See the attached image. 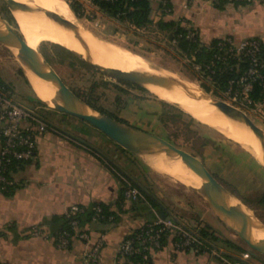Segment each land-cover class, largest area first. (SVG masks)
I'll use <instances>...</instances> for the list:
<instances>
[{"label": "crops", "instance_id": "obj_1", "mask_svg": "<svg viewBox=\"0 0 264 264\" xmlns=\"http://www.w3.org/2000/svg\"><path fill=\"white\" fill-rule=\"evenodd\" d=\"M160 1L150 0L154 24L159 20L184 21L198 31L203 43L226 36L236 40L255 37L264 41V0L227 1L222 7L201 0H170L173 10L166 16L158 15ZM61 118L55 115L59 122L53 124L56 130L48 129L37 136L34 159L12 171L17 182L13 191L10 194L0 191L2 264H83L86 244L74 239L68 249H60L55 245L52 231L58 228L69 206L80 205L89 209L94 204L106 206L116 220L112 223L86 221L82 227L89 231L91 243L100 234L105 235L101 251L103 262L117 264L119 245L128 234L159 217V208L146 198L139 202L123 200L121 176L147 191L177 220L182 221L173 210L186 218L187 208L181 196H178L177 205L171 204L160 191L163 184L173 188L170 181H164L165 175L153 171L96 128L76 126L72 122L63 124ZM157 187L160 190L156 192ZM208 224L216 228L212 220ZM37 225L48 230L51 237L31 235L32 228ZM213 245L229 256H238L222 246ZM248 263L254 264L250 259ZM147 264L224 263L209 252L177 251L168 237L164 248L155 251Z\"/></svg>", "mask_w": 264, "mask_h": 264}, {"label": "rangeland", "instance_id": "obj_2", "mask_svg": "<svg viewBox=\"0 0 264 264\" xmlns=\"http://www.w3.org/2000/svg\"><path fill=\"white\" fill-rule=\"evenodd\" d=\"M6 8L10 9L0 0V15L8 16ZM70 11L72 13L70 22L106 41L117 52L122 51L145 59L150 63L154 73L172 74L188 79L201 87H209V93L222 99L216 91L212 90L209 80L197 73L185 61L184 54L176 49L175 43L169 41L166 34L158 31L154 26L136 29L107 15L98 17L96 25L95 21L78 17L72 9ZM16 28L20 31L18 24ZM89 33L87 35L90 37ZM53 44L55 43L47 40L40 41L39 50L72 91L88 95L91 87L96 85L92 94L96 106L120 121L160 135L176 146L196 155L227 189L248 205L264 222V205L258 203L259 197L264 194V169L241 145L215 128L202 124V122L198 123L197 119L196 122H190L188 116L181 114V108L161 99L152 91L125 84L122 80L109 78L73 58H67L65 62H61L59 48ZM103 54L105 56L106 53ZM0 55V82L9 85L6 84L17 103L36 107L37 112L50 123L53 122L52 124L59 123L55 120V115H57L62 117L60 122L63 124L72 122L76 126L92 127L79 118L58 113L43 104L37 98L38 95L28 76L29 73H25L16 57L2 44H0ZM70 61L74 63L73 67L69 66ZM247 114L264 130V115ZM163 175L167 177L164 181H170L173 188L170 189L163 184V189L160 190L157 187L155 191L160 190L166 196V201L176 205L179 201L177 199L181 196L187 208L186 218L173 210L174 215L191 228H198L200 224L206 225L212 220L216 225V228L212 227L215 235L222 241L211 243L224 247L234 255H240L245 252L244 250L249 249L232 230L219 220L197 193L182 184L175 176ZM201 218L203 220L200 221ZM236 244L241 250L236 249ZM250 260L254 264H264V256L260 254L252 253Z\"/></svg>", "mask_w": 264, "mask_h": 264}, {"label": "built area", "instance_id": "obj_3", "mask_svg": "<svg viewBox=\"0 0 264 264\" xmlns=\"http://www.w3.org/2000/svg\"><path fill=\"white\" fill-rule=\"evenodd\" d=\"M136 0H65L70 9L76 8L78 15L95 21L106 15L103 4H121L123 9L132 10ZM206 3H218L221 0H201ZM231 3L248 2L251 0H227ZM187 7V5H185ZM73 10V9H72ZM170 0H161L158 15L166 16L172 13ZM187 37L199 41L200 46L191 55L184 54L185 61L211 83L222 100L243 110L245 113L264 115V41L259 38L236 40L226 36L216 41L203 43L198 31L186 24ZM203 47V57L197 59V54ZM227 74L223 85L215 76ZM48 129L56 128L38 112L33 106L17 103L11 96L9 87L0 82V191L7 192L17 184L10 168L17 162L32 161L37 148V136ZM124 182L123 200L139 201L145 199L142 191L134 186L132 181L121 176ZM92 221L114 222L113 215H106L99 204L92 207ZM86 207L80 205L69 206L63 216L68 229L54 236L55 245L60 249H68L74 239L86 244L83 252V264H104L101 251L105 242V235L100 234L91 243L89 231L80 224V216ZM31 235L49 238L51 234L42 226H34ZM172 239V246L177 251L192 250L195 253L209 252L219 258L224 264H249L251 253L247 250L238 256L230 257L221 248L205 243L196 230L186 223L170 218L158 217L143 226L132 230L120 243L116 261L124 264L132 257H139L140 263L151 261L152 254L165 246L166 237ZM165 238V240H164ZM0 264H2L0 262Z\"/></svg>", "mask_w": 264, "mask_h": 264}, {"label": "water", "instance_id": "obj_4", "mask_svg": "<svg viewBox=\"0 0 264 264\" xmlns=\"http://www.w3.org/2000/svg\"><path fill=\"white\" fill-rule=\"evenodd\" d=\"M2 1L8 8L14 5L37 9L40 18L50 21L60 28L70 39H74L77 42L85 34L89 33L68 19L60 16L58 13L34 4L33 1ZM89 35L101 45L108 44L92 33H89ZM0 44L16 57L26 74L28 70L31 71L34 76L54 89L55 100L52 103H48L37 97L51 110L87 122L145 165L147 164L143 160L144 156L155 155L181 160L188 172L187 179L191 183L188 187L197 193L207 203L219 220L243 241L249 248L248 251L251 254L264 256V237L258 236L259 233H262L264 236V222L255 215L248 205L227 189L196 155L176 146L160 135L131 126L126 122L120 121L93 108L62 81L40 52L39 45L36 48L29 46L20 31H16L2 15H0ZM58 45L70 51L77 58L109 78L132 83L150 92L152 88H158L173 96L188 93L196 95L206 105L213 107L216 112L224 116L228 121L253 131L258 142V150L244 149L264 169V157L262 153L264 130L243 110L215 97L203 87L183 77L168 73H153L149 75L139 70L125 71L114 67H107L96 63L90 52H78L66 45ZM28 82L30 83L29 79ZM158 215L165 220H169L170 218L177 220L161 204L158 209Z\"/></svg>", "mask_w": 264, "mask_h": 264}, {"label": "bare ground", "instance_id": "obj_5", "mask_svg": "<svg viewBox=\"0 0 264 264\" xmlns=\"http://www.w3.org/2000/svg\"><path fill=\"white\" fill-rule=\"evenodd\" d=\"M19 1L26 2L29 0ZM30 1H33L36 5L52 10L60 16L72 21V13L63 0ZM10 10L20 28V33H22L25 41L31 47L36 48L40 41L47 40L53 43L66 45L78 52H90L96 63L107 67H114L125 71L139 70L146 72L149 75L154 73L150 67V63L145 59L130 53H123L122 51V53L120 51L117 52V50L111 47L112 45H101L87 34H85L79 42L70 39V37L53 23L40 18L39 11L35 8L13 5L10 6ZM103 53H106L107 55L105 54L104 56ZM27 73H29L28 76L31 78V83L38 97L43 101L52 103L55 100L54 89L34 76L31 71L28 70ZM151 91L161 99L177 105L198 121L207 124L222 134L230 137L243 148L258 150V142L253 131L244 126L236 125L228 121L224 116L216 112L213 107L206 105V103L200 100L196 95L188 93L173 96L158 88H152ZM262 153L264 157V146ZM143 160L154 171L161 174L175 176L186 186L191 184L187 179L188 172L181 160L155 155L144 156ZM196 181L199 182L198 179H196ZM258 236L264 237L262 233H259Z\"/></svg>", "mask_w": 264, "mask_h": 264}, {"label": "trees", "instance_id": "obj_6", "mask_svg": "<svg viewBox=\"0 0 264 264\" xmlns=\"http://www.w3.org/2000/svg\"><path fill=\"white\" fill-rule=\"evenodd\" d=\"M226 3H227V0H221L220 2H218V6L222 7ZM132 5L134 7L132 10L123 9V6L121 4H103L102 9L108 17L116 19L117 21H119L121 23L128 24L129 26H132L133 28H136V29H144V28H147L150 26H154L158 31L165 33L167 38L169 39V41L174 42L176 49L183 54L191 55V53L196 48H199V46H200L199 41H195V40L187 37L188 30L186 27V24H187L186 22H184V21L159 20L157 23L154 24L152 19H151L152 8H151L150 0H136L135 2L132 3ZM72 9L77 14V16L80 17L78 15L77 9L76 8H72ZM6 14L8 16H6V17L3 16V17L14 27V29L16 31L19 32V29L16 28L17 23H16L14 17L12 16V14L10 13V10H8L7 8H6ZM214 41H216V40H214ZM53 45L55 47L59 48L61 62H65L67 58H73L75 60H78L81 64L86 65L90 68H93L92 66H90L87 63H85L84 61L80 60L75 55H73L70 51L64 49L60 45H58V44H53ZM203 49L204 48L201 47L200 52L197 54L198 60H201V58L203 57V52H202ZM69 66L73 67L74 63L72 61H70ZM227 76H228L227 74L222 75V76H215V80H218L220 82V84L223 85L226 81ZM124 82H125V84L133 85L132 83H129L126 81H124ZM95 86L96 85H93L91 87L90 93L88 95L79 94L75 91H74V93H76V95H78L80 98H82L84 101H86L89 105H91L96 110L105 113L101 107L96 106L93 102L92 94H93V90H94ZM203 88L206 91L210 92L209 87H203ZM180 112L182 115L188 116L190 122H196L197 121L191 115L184 112L183 110H180ZM110 116L116 118L113 115H110ZM116 119H118V118H116ZM197 122L201 123L199 121H197ZM28 162H30V161H28ZM28 162L14 163L10 168V172L12 173V171H14L17 167H19L25 163H28ZM121 182H122V198H123V190H124L125 184L122 180H121ZM132 183L134 186H137L142 191V193L145 195V198L148 199L149 202L153 206H155L156 208L160 207L161 203H159L158 200H156L154 197L150 196L147 191L141 189L134 182H132ZM15 187H16V185H15ZM14 188H12L11 190L4 192V193L10 194ZM258 203L264 205V194L261 197H259ZM99 205L102 207V209L106 215H113L114 221L116 220V216L112 212H110L106 206H104L102 204H99ZM92 215H93L92 208H89V209L86 208L85 213L82 216H80V224L82 225L86 221H92ZM100 222L101 223H109L107 221H100ZM66 229H68L67 221H66L65 217L62 216L58 228L54 229L52 232L54 233V236H56L60 232L66 230ZM192 229L197 231L199 237H201V239L205 243L212 244L211 243L212 241H215V242H218V241L221 242L222 241L219 237H217L215 235L213 228L209 224L202 225L200 227L198 226V228H192ZM165 238H167V236ZM165 238H164V240H165ZM225 241L230 242L229 240H225ZM236 249H238V250L240 249L239 246H237V244H236ZM230 257H233V256H230ZM128 262H134V263L139 262L140 263V258L139 257H132L131 259L128 260Z\"/></svg>", "mask_w": 264, "mask_h": 264}, {"label": "flooded vegetation", "instance_id": "obj_7", "mask_svg": "<svg viewBox=\"0 0 264 264\" xmlns=\"http://www.w3.org/2000/svg\"><path fill=\"white\" fill-rule=\"evenodd\" d=\"M174 144V143H173Z\"/></svg>", "mask_w": 264, "mask_h": 264}]
</instances>
